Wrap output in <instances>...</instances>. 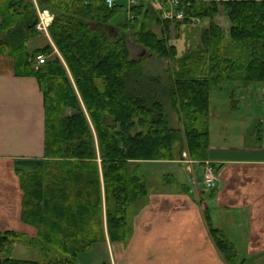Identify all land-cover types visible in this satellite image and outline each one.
<instances>
[{
    "label": "trees",
    "instance_id": "16d2710c",
    "mask_svg": "<svg viewBox=\"0 0 264 264\" xmlns=\"http://www.w3.org/2000/svg\"><path fill=\"white\" fill-rule=\"evenodd\" d=\"M189 2L180 5L188 18L172 21L151 0H116L112 6L105 0H39L53 14L48 29L64 62L56 57L37 64L38 54L52 50L48 45L34 55L38 68L28 64L24 72L47 85L44 161L28 175L19 169L22 219L38 232L26 238L13 230L0 231V264H78L79 253L105 239L102 190L109 239L124 241L127 209L146 193L145 181L129 172L130 161L171 160L184 150L193 160L207 159L209 127L201 118L210 108L211 86L264 82V0ZM220 6L232 23L228 43L214 20ZM122 12L116 33L108 21ZM190 16L208 18L201 36L204 50L184 55L172 76L148 73L142 58L132 57L127 32L159 58H174L177 49L166 33L171 26L191 24ZM6 24L0 47L31 37L21 26ZM153 25L161 27V36ZM168 106L184 126V144L181 129L170 125ZM210 234L229 264H245L219 229L210 228ZM21 241L40 248L44 258L8 256Z\"/></svg>",
    "mask_w": 264,
    "mask_h": 264
},
{
    "label": "crops",
    "instance_id": "0c3cea01",
    "mask_svg": "<svg viewBox=\"0 0 264 264\" xmlns=\"http://www.w3.org/2000/svg\"><path fill=\"white\" fill-rule=\"evenodd\" d=\"M39 34L26 42L29 50L48 40ZM16 61L0 50V231L34 238L37 228L22 219L19 163L44 157L47 114L37 78L20 72ZM242 97L230 101L235 115L214 133L209 108L207 159L130 161L129 172L145 181L146 193L127 209L124 241H111L105 230V239L94 242L108 251V260L95 264H229L210 228L233 243L245 264H264V98ZM226 120L233 121L232 134ZM207 162L216 168L215 189L204 183ZM18 243L27 247L17 242L8 256Z\"/></svg>",
    "mask_w": 264,
    "mask_h": 264
},
{
    "label": "rangeland",
    "instance_id": "374dc122",
    "mask_svg": "<svg viewBox=\"0 0 264 264\" xmlns=\"http://www.w3.org/2000/svg\"><path fill=\"white\" fill-rule=\"evenodd\" d=\"M37 7L41 11L43 7L39 5V0H6V2L0 1V43H2V38L5 36L6 33V25H19L23 29H25L26 32H31V37L36 38V40L40 39L39 29L36 28L37 22L34 27V22L36 21L35 13L37 14ZM35 10V11H34ZM38 17V14H37ZM124 18V13L117 14L112 18L110 21H108V24H111L116 33H119V26L122 23V19ZM2 20L5 21L4 24L2 23ZM214 20L216 23L223 29V32L226 33V37L230 40L229 37V30L232 27V23L229 20V18L226 16L223 7H219V11L216 14ZM208 24V18L203 17L202 21L198 24H183L181 27H174L171 26L169 31L166 33L168 36V43L173 44L176 46L177 49V55L174 58L171 59H164L159 58L155 53H151L147 49L143 48L142 46H139L136 44L135 40L132 38L133 34L130 32L128 33V45L130 48V52L132 57H138L142 58L143 64L145 67V70L148 73L151 74H159V75H165L169 76L168 74H172L175 69H179L181 66L182 57L186 55L189 51H194L195 53H202L204 48H201L203 44H201V36L203 35V28ZM228 29L225 28V25ZM91 29L94 31V27H91ZM154 31L161 36V27L159 25H153ZM227 29V30H225ZM116 33H109L111 34V37L115 35ZM11 35V34H10ZM44 35L46 39L48 38V42L45 40H42L40 42V46L38 45L37 48L34 46L33 48H29L26 45V42H22L21 39H15L12 41L10 45H5L3 47H0L1 51H7L15 57V60L17 58L16 64L19 68V71L24 73L26 72L28 67V64H32L35 68H38L36 66V63L34 62V55L38 52V49H42L48 45L52 46V50L50 52H42L47 62L52 61L54 58L59 57L62 61V57L56 48L50 33L49 29H47V33L44 32ZM224 38V43L225 42ZM229 42V41H228ZM227 42V43H228ZM200 46V47H199ZM205 47V46H204ZM202 50V51H201ZM198 55V54H197ZM64 62V61H63ZM45 66V65H44ZM170 74V75H171ZM172 76V75H171ZM71 78V82L73 84V87L77 93L78 99L80 103L82 104V107L85 110L84 103L82 102L80 95L78 93V90L75 86L74 80ZM259 83V82H256ZM262 83V82H261ZM264 84V82H263ZM255 83H249L248 85H245V83H238V82H222L218 84H214L211 86L210 91V116H209V122L210 126L212 128V132H216L218 130V124L221 121H224V119L227 117H234L235 113L233 112V107L231 105V100L234 99L235 102H237L240 98L242 100V96H245L246 99H260L261 97L264 98V87H256ZM247 86V87H246ZM41 88L43 89L44 93L47 91V85L45 83L42 84ZM258 90V91H257ZM264 99L262 100L263 104ZM259 106V104H258ZM264 106V105H263ZM244 110V109H241ZM168 114V120L170 122V125L174 128L181 129V137H182V144H184V126L179 121L177 114L175 111L170 108L169 106L166 109ZM234 113V114H233ZM207 115H202V125H207ZM87 119L90 123V127L92 132L94 133V137L96 140V133L93 125L91 124V120L89 116L87 115ZM232 120H226V123L228 125L227 131H233V124ZM251 121L249 120V124ZM256 124V122H255ZM97 141V140H96ZM186 153H182V156L190 157L188 151L185 150ZM178 153V152H177ZM44 157L39 160H25L21 163H19L21 167L22 173L25 175H28L32 169H34L38 163L43 162ZM178 159H182L181 156L178 155ZM98 159V163H99ZM205 169V168H204ZM100 175H102V171L100 170ZM217 178V177H216ZM103 189V188H102ZM102 221H103V230H107V218H106V207H105V198H104V190H102ZM33 225V224H31ZM34 226V225H33ZM23 242V241H21ZM17 243V242H16ZM27 246V245H26ZM28 247V246H27ZM25 247L23 243H18L15 248H13L10 255L14 258H31L32 260H42L44 258V253H41V249H36L33 247ZM32 248V249H31ZM108 260V251L106 246L102 242L94 243L91 248L85 252H81L77 255V263L78 264H95L96 262ZM239 263V262H238Z\"/></svg>",
    "mask_w": 264,
    "mask_h": 264
},
{
    "label": "built area",
    "instance_id": "2783aa9c",
    "mask_svg": "<svg viewBox=\"0 0 264 264\" xmlns=\"http://www.w3.org/2000/svg\"><path fill=\"white\" fill-rule=\"evenodd\" d=\"M109 6H112L114 1L116 0H105ZM139 0H128L129 3H136ZM153 1L157 6L161 8L163 11V17L170 19L172 21H181L188 16L184 12L183 8H180L181 4H184L186 2L189 5V0H151ZM37 14H38V22L36 25V28L39 30H43V32L47 33V29L49 28V25L52 22L53 14L49 11L47 8H42L40 11L37 7ZM191 23H200L202 21V18L199 16H190L189 17ZM39 60V64L44 63L46 60L45 55H38L37 56ZM264 104V101H263ZM216 169L213 164L206 163L205 169H204V183L205 186L209 189H215L217 186V178H216Z\"/></svg>",
    "mask_w": 264,
    "mask_h": 264
},
{
    "label": "bare ground",
    "instance_id": "6f19581e",
    "mask_svg": "<svg viewBox=\"0 0 264 264\" xmlns=\"http://www.w3.org/2000/svg\"><path fill=\"white\" fill-rule=\"evenodd\" d=\"M40 31L43 32V30H40ZM38 55H43V54H38ZM37 56H36V61H37V64H39V60H38Z\"/></svg>",
    "mask_w": 264,
    "mask_h": 264
}]
</instances>
